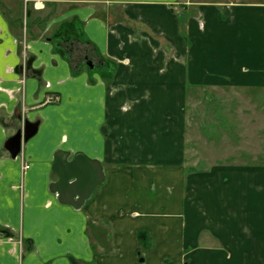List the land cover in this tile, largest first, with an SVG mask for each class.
Masks as SVG:
<instances>
[{"label": "crops", "instance_id": "obj_1", "mask_svg": "<svg viewBox=\"0 0 264 264\" xmlns=\"http://www.w3.org/2000/svg\"><path fill=\"white\" fill-rule=\"evenodd\" d=\"M28 1L31 28L21 4L0 6V264H264V225L242 201L263 193L258 174L186 163L193 88L264 90V3ZM68 40L93 63L68 58ZM60 153L103 167L79 209L51 190Z\"/></svg>", "mask_w": 264, "mask_h": 264}, {"label": "rangeland", "instance_id": "obj_2", "mask_svg": "<svg viewBox=\"0 0 264 264\" xmlns=\"http://www.w3.org/2000/svg\"><path fill=\"white\" fill-rule=\"evenodd\" d=\"M187 1L264 3V0ZM18 4H21V15H19L21 17L18 16V18L24 20L25 26L30 25L31 28L28 0H0L2 10L8 15L11 14V8ZM21 24L23 23L21 22L19 26L23 30L24 25ZM75 29L80 40L83 41L84 35L80 23L75 25ZM70 30L67 25L64 26V30L58 36L62 39L58 41L61 42L63 36L71 32ZM22 34H24L23 31ZM67 42L70 43L68 46L71 48L66 53L68 58L74 56L76 50L77 54L88 56V61L93 63L91 52L87 53L88 51H84L85 48L73 46L69 40ZM190 98L186 132L187 167L199 173L220 166H239L253 171L254 174L257 173L261 183L264 184V90L236 89L227 86L222 89L196 87L191 90ZM246 174H244L245 180H247ZM257 189L255 187L253 193H247V198H243L242 201L245 210L254 211V219L264 225V191L259 194ZM246 191H248V185H243L240 192L244 195ZM246 201L248 204H245Z\"/></svg>", "mask_w": 264, "mask_h": 264}, {"label": "water", "instance_id": "obj_3", "mask_svg": "<svg viewBox=\"0 0 264 264\" xmlns=\"http://www.w3.org/2000/svg\"><path fill=\"white\" fill-rule=\"evenodd\" d=\"M37 131V123H28L24 132H18L8 141L6 147L13 158L21 153L23 142L34 137ZM64 157L62 153L57 155L54 170L59 179L51 186V190L58 195L60 203L79 209L91 197L94 189L104 182V170L100 162L83 155H78L70 162ZM9 237V232L0 229V238Z\"/></svg>", "mask_w": 264, "mask_h": 264}, {"label": "built area", "instance_id": "obj_4", "mask_svg": "<svg viewBox=\"0 0 264 264\" xmlns=\"http://www.w3.org/2000/svg\"><path fill=\"white\" fill-rule=\"evenodd\" d=\"M48 102H55V101H57L58 100V98H56V97H49L48 99ZM30 167V165L27 163L25 166H24V169H28Z\"/></svg>", "mask_w": 264, "mask_h": 264}, {"label": "trees", "instance_id": "obj_5", "mask_svg": "<svg viewBox=\"0 0 264 264\" xmlns=\"http://www.w3.org/2000/svg\"><path fill=\"white\" fill-rule=\"evenodd\" d=\"M79 40V39H78ZM79 41H81V40H79ZM82 42V41H81ZM66 55V54H65ZM6 231V230H5ZM8 232V231H7ZM10 236H11V234H10ZM25 246H27V247H29L30 246V249H31V242L29 243L28 241H27V243L25 244ZM74 264H79V263H77V262H74Z\"/></svg>", "mask_w": 264, "mask_h": 264}]
</instances>
